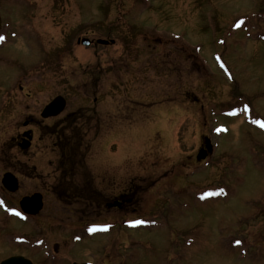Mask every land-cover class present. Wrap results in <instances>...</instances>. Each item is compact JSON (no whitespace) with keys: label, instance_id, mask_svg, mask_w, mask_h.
I'll use <instances>...</instances> for the list:
<instances>
[{"label":"rangeland","instance_id":"obj_1","mask_svg":"<svg viewBox=\"0 0 264 264\" xmlns=\"http://www.w3.org/2000/svg\"><path fill=\"white\" fill-rule=\"evenodd\" d=\"M0 6L5 29L19 33L3 55L24 56L13 62L0 55V161L20 154L14 143L24 120L35 113L40 120L30 126L28 167L36 166L41 181L22 178V190L5 194V209L44 194L40 215L56 222L41 231L63 244V264H264V0ZM84 37L95 45L78 44ZM58 96L67 100L65 111L40 116ZM3 103L11 105L3 110ZM78 111L82 117L70 123L85 125L86 137L72 140L56 125ZM206 137L215 151L197 162ZM70 186L82 195L78 214L101 223V236L73 245L65 228L72 224H60ZM121 196L132 199L124 210L105 205ZM5 214L0 261L15 251L6 237L32 238L41 222ZM146 219L149 228L134 223ZM19 251L37 264L44 258Z\"/></svg>","mask_w":264,"mask_h":264},{"label":"flooded vegetation","instance_id":"obj_2","mask_svg":"<svg viewBox=\"0 0 264 264\" xmlns=\"http://www.w3.org/2000/svg\"><path fill=\"white\" fill-rule=\"evenodd\" d=\"M7 20L6 17H4V13L2 10V7L0 6V36L5 37L4 40L0 41V55L2 56V58H4V60H11L13 62H18L19 59H21V56L19 59H16L15 57V53L14 54H10L7 57H5L3 54H5V51L8 47L9 43V39L12 37L14 38L16 35L19 36V33L12 30L9 31V29H5L6 25L9 27V25L7 24ZM7 28V27H6ZM13 32V33H12ZM79 40V39H78ZM78 42V41H77ZM93 45H95V43L93 42ZM19 52V51H17ZM0 56V62L2 61ZM20 91H23V88L20 87ZM67 102V101H66ZM3 110L7 107H10L11 104H7V103H3ZM33 108L35 107V104L33 106ZM82 114H80V112L78 111V113H70L68 114L65 119L60 120L56 127H62L65 126L69 129L70 131V135L72 140L75 139H80V138H84L86 137V135H79V134H74L73 131H71V128L73 129L74 126L77 125V127H79V124H75L73 125V123H70V119L71 118H78L80 119L82 116ZM37 116V113H35L34 115L31 116L32 120H24L23 122V127L24 130L16 137V141L14 143V147H17L19 150L20 154H10V153H6V156H4V160L0 161V163L4 166L2 167V169L0 170V205L1 203H4V205H7L6 203H8L7 201V197L5 194H11L9 189L7 190L5 188V186L3 185L4 179L6 178V176L11 179L10 181H12L14 183L13 187L16 188V192H18L19 190H22L23 187H25V183L22 180V178H25L27 180H36L37 182L41 181V178L38 177L36 175V166L32 165L31 167H28L29 164H31V160L34 158V155H30L31 151L30 149H32L35 145V132L30 128V126H33L34 128L36 126L39 125L40 120H38V118L34 119ZM40 116H42V112L40 114ZM90 116V115H89ZM42 118V117H41ZM67 119V120H66ZM83 126V125H82ZM57 131H63V130H59L57 129ZM67 131V132H69ZM72 132V133H71ZM58 134H56L57 136ZM63 135L60 137V139H62ZM68 138V137H65ZM70 138V137H69ZM23 146H27L25 148H23ZM70 171V170H69ZM61 173V170H60ZM72 173L71 171L68 172L67 174ZM71 177V178H70ZM66 180L68 181V183H73V176H69L66 178ZM72 185V184H71ZM78 185V184H77ZM71 192H70V191ZM75 187H69V189L67 188V192L65 193V204H66V220H62L60 221V224L62 222H69L70 224H72L71 226L66 225V229L68 228V233H69V238L70 243L73 245V243L75 242V244H80L83 243L85 240L87 239H91L97 236H101V223H91L88 222V219L90 216H88L87 214H85V216H83V214H78L79 210L76 209L75 207H79L80 206V198L82 197L81 192L79 191H74ZM98 195L101 194L99 193ZM31 196V195H30ZM44 197V194H43ZM67 197V199H66ZM64 199V198H62ZM87 200V199H86ZM63 201V202H64ZM19 202V201H18ZM112 202V203H111ZM45 204V201H44ZM129 204H132V199H125L123 196H121V198H117L114 199L113 201L108 200L105 205L107 206H113L114 208L118 209V210H124L125 206ZM110 207V208H113ZM45 208V205H44ZM98 208L101 209V201H99L98 203ZM109 208V207H108ZM0 209H2V211H0V214L3 215L5 214V218H12L15 219L21 223H25L26 220L28 219V221H37V219L41 218V222H38V226L37 229L38 231H35L34 233V237L30 238H26L25 233L22 234H17V236L15 235H11L10 237H6L5 242H7L8 244H10V246L13 247V249H15V251L12 254H9L7 256H5L4 258H2V260L0 261V264L8 259L11 258H17V257H21L23 258V260H30L33 264H37L35 263V261L27 256H25V254H23L22 250L24 249H28L29 252H33L36 255H41L44 257L42 260H38L40 262V264H63L65 262V258L61 255V248H62V243L60 242H55L54 244H51L50 242V238H48L46 235H44L45 232L41 231V228L46 227V228H50L53 227L55 225H53V223H55L56 221L53 220H49L52 219V217H54L53 215H46L47 217L45 219H43L44 217H42V215H37L35 217L32 216H26L23 215L20 211H19V207L17 206H13V208H7V211H5L1 206ZM13 209L12 213H9L11 210ZM84 209V207L82 208ZM44 210V209H43ZM5 212V213H4ZM43 212V211H42ZM4 213V214H3ZM20 213V214H17ZM22 214V215H21ZM86 218V219H85ZM46 224V225H45ZM48 225H52V226H48ZM59 226V224H57ZM93 226H99L98 230L96 231H89V229L93 228ZM63 237V236H61ZM67 245V243H66ZM30 248H28V247ZM19 250H21L22 252H20ZM22 260V261H23ZM74 263H78V264H82V263H92V264H107L105 262H103V260H100L99 262H92V261H82V262H70L69 264H74ZM18 264H23V262H19Z\"/></svg>","mask_w":264,"mask_h":264},{"label":"water","instance_id":"obj_3","mask_svg":"<svg viewBox=\"0 0 264 264\" xmlns=\"http://www.w3.org/2000/svg\"><path fill=\"white\" fill-rule=\"evenodd\" d=\"M98 43L102 45H108V44H113L114 41L100 40L98 41ZM82 44L88 46L90 42L88 40H82ZM65 105H66L65 100L62 97H57L45 108L42 116L45 118L57 116L65 109ZM205 144H206L205 149H202L197 156L198 161L206 159L208 154L213 151V146L211 144L210 139H206ZM25 147L27 146H23V148ZM10 180L11 179H9L6 176L3 183L9 190L15 191L16 188L13 187L14 183ZM20 205L25 213L30 214L32 216L38 215L40 211L43 209V197L41 194H35L31 197H25L21 201ZM19 262H23V264H31L27 260L22 261V258H11L6 260L2 264H18Z\"/></svg>","mask_w":264,"mask_h":264},{"label":"trees","instance_id":"obj_4","mask_svg":"<svg viewBox=\"0 0 264 264\" xmlns=\"http://www.w3.org/2000/svg\"><path fill=\"white\" fill-rule=\"evenodd\" d=\"M99 76H100V74H99ZM85 125H83L82 126V128H80V126L79 127H76L75 128V126L73 127V129L71 128V131H73V133H76V134H79L80 136L83 134V131H87V128L85 129V127H84ZM87 126V125H86ZM80 128V129H79ZM57 129H59V130H63L64 131V134L66 135V133H67V131H69V127L67 128L66 127V125L65 126H62V127H58ZM66 129V130H65ZM75 130V131H74ZM65 135H63L64 137H67V136H65ZM83 135H85V134H83ZM69 138V137H68ZM71 139V138H70ZM73 139V138H72Z\"/></svg>","mask_w":264,"mask_h":264},{"label":"snow or ice","instance_id":"obj_5","mask_svg":"<svg viewBox=\"0 0 264 264\" xmlns=\"http://www.w3.org/2000/svg\"><path fill=\"white\" fill-rule=\"evenodd\" d=\"M4 39H5V37L0 36V41H2V40H4ZM17 214H20V213H17ZM21 215H22V214H21ZM134 223H143V222H142V221H136V222H134ZM89 231H96V228L93 227V228L89 229Z\"/></svg>","mask_w":264,"mask_h":264}]
</instances>
